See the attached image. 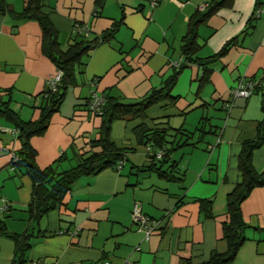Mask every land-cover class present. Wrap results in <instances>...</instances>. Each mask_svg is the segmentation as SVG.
I'll list each match as a JSON object with an SVG mask.
<instances>
[{"label":"crops","instance_id":"obj_1","mask_svg":"<svg viewBox=\"0 0 264 264\" xmlns=\"http://www.w3.org/2000/svg\"><path fill=\"white\" fill-rule=\"evenodd\" d=\"M208 1L157 0L152 6L149 0H40L61 49L81 38L95 43L73 66V77L61 87V101L47 115L43 131L28 138L36 166H50L56 173L97 153L100 117L87 110L86 98L96 92L133 102L159 88L171 74V62L183 56L180 44L189 16ZM256 1L259 12L251 19ZM4 2L15 13L23 6V0ZM116 21L115 32L100 40ZM74 22L88 28L85 37L73 31ZM195 32L197 47L177 72L169 93L173 99L161 98L141 118L110 122L109 141L126 150L121 167L77 177L59 204L34 222L27 214L32 179L24 165L11 164L20 141L14 120L4 111L21 121L37 120L46 110L41 96L46 79L56 67L41 51L35 20L0 12V264L13 258L10 234L27 231L26 260L51 264H121L124 259L130 264H203L210 253L225 251L220 225L226 195L240 180L237 154L263 118L264 0H230L198 23ZM229 40L227 51L210 60ZM204 68L209 72L200 84ZM239 78H253L257 85L249 96L223 107ZM137 124L165 128L179 140L190 132L166 162L154 161L161 170L174 161L172 176L146 168L151 155L133 131ZM251 164L256 170L263 166L264 139L252 150ZM133 202L156 222L147 236L130 222ZM240 212L244 241L233 264H264V185L249 191Z\"/></svg>","mask_w":264,"mask_h":264},{"label":"trees","instance_id":"obj_2","mask_svg":"<svg viewBox=\"0 0 264 264\" xmlns=\"http://www.w3.org/2000/svg\"><path fill=\"white\" fill-rule=\"evenodd\" d=\"M156 3L157 0H155V4ZM229 3L230 0H209L201 10H195L189 16L186 32L182 36L180 44V50L183 56L180 61L176 60L178 63L173 66L171 74L162 82L159 88L151 90L148 94L133 102H121L116 100L115 97L103 93L104 102L100 106L101 114L99 115L100 135L95 141L100 147V150L97 153H91L80 158V160L72 167L55 173L50 166L43 169L36 166L34 161V152L29 146L28 138L31 135H36L43 131L47 115L49 112L56 110L59 102L61 101V87L70 82L73 77V66L79 62V59L83 54L89 51L95 41H88L81 38L72 41L67 44L64 49H61L57 41L56 30L49 22L47 16L40 10V0H23L22 9L17 13L12 12V10L7 7L4 0H0V12L13 13V17L18 20L32 19L37 22L40 29L41 51L54 63L55 67L60 69L62 72L56 89L54 91H47L45 87L42 92V102H44V106L42 108L46 110L37 120L21 121L15 118L11 112L4 111L9 119L14 120V125L18 131L17 138L20 141V148L17 149L16 159L11 160V164L24 165L26 171L31 176L33 183L32 196L27 203V214L30 221L37 222V220L46 214L47 211L59 204L62 196L67 192L70 184L77 177L81 175L94 174L105 167H113L115 169L121 167L123 161L125 160L126 150H124V148H117L113 146L109 141L108 130L110 122L113 119H123L127 117L141 118L143 117L144 110L161 98L168 96L173 99L169 93L174 85L177 72L181 67L187 64L189 57L197 47V43L195 41V29L197 24L204 21L220 6H225ZM258 12V2L256 1L254 3L253 12L251 13V19H253V15L256 16ZM117 25L118 21L113 22L109 30H106L105 33L102 34L100 40H106L109 36H111L115 32ZM231 43L232 40L224 43L217 53L209 57L210 60L225 53ZM208 72L209 70L205 68L202 69L198 78L200 84L201 82H204ZM242 79L253 81L255 84L253 89L257 85V81L253 78ZM223 107L228 108L224 103ZM262 110L263 118L257 125L255 136L251 139L243 141L237 154L236 166L240 175V180L226 195V218L220 225L221 236L226 243V249L221 253H210L209 258L203 264H233L236 250L244 241L242 231L245 227V223L243 222L241 216L240 203L248 195L252 188L264 185V164L259 170H256L251 164L252 150L259 147L264 139V107H262ZM201 125L202 120L198 122V126H196L195 129L200 128ZM133 129L137 138L143 142L144 148L147 145L149 146L148 153L150 152L149 154L151 156L149 158V165L146 168L158 171L161 176H172L175 172L174 161L173 163H169L162 170L160 166L156 167V163L154 161L156 160L160 164L166 162V158H169L171 152L174 150L173 148L184 145L186 141L191 138V136H189L190 132L183 135L179 129H176V131H180V133H182L181 135H183L182 140H179V137H176V133H170L165 128L147 129L142 124H137ZM156 151L160 152L161 155L159 157L152 155V152ZM117 164H119V167ZM201 203L208 202L201 201ZM205 215L208 216L209 213L206 212ZM0 232L4 233V226L1 222ZM10 237L13 239L15 244L13 258L11 259L10 264H28L29 261L26 260L25 251L30 245L29 238L31 237V233L29 231L19 234L14 233L10 234Z\"/></svg>","mask_w":264,"mask_h":264},{"label":"built area","instance_id":"obj_3","mask_svg":"<svg viewBox=\"0 0 264 264\" xmlns=\"http://www.w3.org/2000/svg\"><path fill=\"white\" fill-rule=\"evenodd\" d=\"M149 3L153 6L155 4V0H149ZM72 29L76 34H79L83 37H85L88 34V28L85 25H81L77 22H74L72 25ZM178 62L172 61L171 64L175 66ZM61 70L56 68L54 73L49 75L46 79V90L54 91L60 81L61 78ZM254 82L251 80H243L242 78L238 79L236 85L232 86L227 93V97L224 100V104L227 107H230L232 105V100L235 97H247L250 95L253 87ZM45 90V93H46ZM103 94H98L96 92H91L89 96L86 98L85 104L87 106V110L93 114V115H100L101 114V105L104 102ZM145 150L148 152L149 146L147 145L145 147ZM150 153V152H149ZM11 159L15 160L16 155L14 153H11ZM152 155L155 157H159L161 154L160 152H152ZM119 167V164H117ZM3 208V206H2ZM130 222L133 224V226L141 230L144 236H147L152 230L156 228V222L143 214L140 210L139 205L136 202H133L130 210ZM28 264H51L49 262H46L44 260H32L29 261ZM100 264H109L107 260L102 261ZM121 264H130V262L127 259H124Z\"/></svg>","mask_w":264,"mask_h":264},{"label":"rangeland","instance_id":"obj_4","mask_svg":"<svg viewBox=\"0 0 264 264\" xmlns=\"http://www.w3.org/2000/svg\"><path fill=\"white\" fill-rule=\"evenodd\" d=\"M208 137V136H207ZM177 157H179V154H176Z\"/></svg>","mask_w":264,"mask_h":264}]
</instances>
